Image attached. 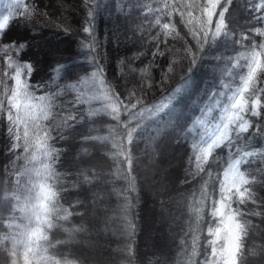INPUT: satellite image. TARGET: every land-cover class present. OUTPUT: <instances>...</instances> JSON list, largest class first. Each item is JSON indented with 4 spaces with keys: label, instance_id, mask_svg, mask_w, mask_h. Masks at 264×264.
Segmentation results:
<instances>
[{
    "label": "trees",
    "instance_id": "trees-1",
    "mask_svg": "<svg viewBox=\"0 0 264 264\" xmlns=\"http://www.w3.org/2000/svg\"><path fill=\"white\" fill-rule=\"evenodd\" d=\"M184 2L191 0H143L147 7L141 12L132 9L130 0H100V7L96 9V15L92 16L88 12L90 7H95V0H9L0 11L3 17L0 25L7 28L4 38L29 41V48L23 54L18 50L5 51L0 47V101L4 102L3 107H0V120L7 123L8 113L5 109L10 107L8 101L15 87L14 79H7L5 84V74L14 77L15 70L26 71L22 66L29 62L37 64L38 71L33 73L28 83L34 85L42 81L45 85L43 91L30 89V95L34 98L26 102L36 107L31 110L29 117L38 116L42 124L51 126L55 109L45 117L41 115L40 106L51 103L54 98L55 103L63 107H71L69 101L76 100L82 113H97L92 117L93 123H81L73 129L65 128L63 134L67 139L48 142L50 150L55 148L61 151L56 159H52L54 152L48 157L40 156L37 160H32L28 152L21 150L15 156H10L6 134L0 128V182L7 186L11 180L15 185V170L20 168L25 183L31 187L33 183L39 182L31 170L33 167L42 168V161L52 172L44 181L56 192L57 207L71 213L67 220L54 221L56 227L46 232L50 241V244H45L47 255L60 261V264L66 261L68 264H204V256L208 255L205 237L209 240L214 237L210 236L206 226L209 200L202 195L201 189L211 192L217 176L223 179V171L235 160L243 157V163L250 161L255 164L264 159V155H261L264 153V140L255 133L250 138L242 134L238 142L233 139L231 144L224 141L212 150L206 163L195 159L201 155V149L213 127L222 119V108L215 107L216 100L221 98L214 94H230L223 86H236L247 54L243 48L234 50L218 42L206 44L192 74L195 87L191 95L174 109L173 123L176 127L159 146L150 142V138L155 137L162 128L160 120L153 113V106L167 104L168 93L164 87H153L143 94L145 108L141 109L138 116L141 124L138 131H142V136L136 140L133 171L130 173L135 177L139 194L136 205L138 231L131 239L130 251L126 249L129 237L124 230L121 209L129 183L121 178L123 167L113 150V146L121 139L120 132L115 127L113 117L106 115L103 108L110 104L108 97L111 96L109 89L112 86L123 99L125 84L132 88L140 78L148 85L156 84L160 69L149 62L150 58L132 60L134 53L146 51L141 48L145 41L140 37H145V40L153 36L160 38L167 43V47L161 43V50L166 54L169 51L173 53L170 60L181 59V43L191 42L190 37L185 36L188 26L182 27L180 18L171 9L167 17L160 13L155 19L142 18L149 9H159L164 3ZM256 2L259 3V0ZM244 3L246 0H234L230 9V12L235 13L232 26L238 27L241 33V27L248 23L245 10L241 7ZM32 4L43 8L50 22V26H44V20L36 19L35 31L38 35L35 36L19 25L21 15L35 18L30 7ZM156 20L160 21L159 25ZM165 23L169 24V30L164 29ZM255 26L262 27L259 24ZM82 27L95 30L98 45L93 46L90 34L84 33ZM134 28L138 29L135 35L132 31ZM64 29H68L71 34L65 35ZM41 38H48L44 40L43 47H39ZM255 42H262V38L257 36ZM81 44L92 46L91 52L81 47ZM93 52L107 55V60L97 58V62L104 65L103 75H92L96 71L91 63ZM158 63L161 67L166 66L162 57ZM57 68L60 70L57 71ZM171 83L166 82V86H171ZM41 96L46 99L41 100ZM124 102L127 103L126 100ZM110 106L118 107L115 102H111ZM15 111L12 109L13 114ZM123 115L121 109V119ZM87 136L101 139L82 140V137ZM105 137L109 138L108 146H104ZM245 153L255 155L245 156ZM216 161L220 162V167L216 166ZM170 163L174 166H170ZM198 164L204 168V172H198ZM209 164L212 165L210 169ZM240 170L244 171L243 164ZM89 171L99 173V180L90 177L91 182L86 183L80 173L87 174ZM160 171L165 175L163 178L159 175ZM193 174L195 179L192 178ZM161 201L165 202L167 209L163 217L159 211ZM231 207L236 209L238 206L232 203ZM77 213L87 214L81 218ZM60 215L63 217L64 213ZM250 220L255 229L249 230L246 247L251 249L254 246L258 255L249 256L248 264H264V252H261V248H264V223H261L262 217ZM81 225L88 228L87 234L72 231ZM190 229L197 237L195 244ZM0 264H5L2 258Z\"/></svg>",
    "mask_w": 264,
    "mask_h": 264
},
{
    "label": "snow or ice",
    "instance_id": "snow-or-ice-1",
    "mask_svg": "<svg viewBox=\"0 0 264 264\" xmlns=\"http://www.w3.org/2000/svg\"><path fill=\"white\" fill-rule=\"evenodd\" d=\"M19 2V0H17ZM234 0H191L184 3H164L159 9H149L148 14L143 16V20H149V17L155 19L156 15L164 13L165 17L169 15V9L179 18L182 27L188 26L185 36L190 37V43L182 42L183 52L180 54L179 61H171L173 54L169 51L167 54L161 50V43L165 41L153 36L150 40L140 37L145 41L141 44L142 49L133 54L132 60H139L141 57L150 58V63L155 64L160 69V76L154 85H148L142 78L137 79L132 88L127 84L123 85L125 95L121 99L120 93L115 91L112 86L108 97L109 106H105L103 111L106 115L113 117L116 129L120 132L121 139L113 146L116 152V158L123 167L121 178L128 181L129 187L127 195L124 197V205L121 209L123 215V224L125 232L129 237L126 249L130 251L131 239L138 231V214L136 205L139 201V194L135 185V177L130 173L133 171L132 165L135 159L136 140L142 136L140 120L138 118L141 109L145 108L144 93L150 91L153 87H164L168 95L167 104L153 106V113L161 122V131L155 137L150 138V142H155L158 146L167 139L175 129L174 109L181 104L185 97L191 95L195 87L193 72L196 70L201 59V53L206 44L218 42L224 47H231L234 50L243 48L247 54L244 56V63L241 65L242 74L236 81V86L230 87L224 85L228 95L224 92L216 93L221 99L216 100L215 107L222 108L224 116L218 129H223L219 138L213 139L211 143L201 149V155H197V161L207 162L208 157L212 155V150L219 147L224 141L231 144L233 139L237 142L242 138V134L251 137L255 133L261 140H264V0H246L241 5L247 15L248 23L243 25V33L238 27L232 26V19L235 15L230 12ZM132 9L143 12L147 7L143 0H130ZM35 13V18L28 15L20 16V27L28 29L33 36L38 35L35 31L36 19L44 20V26H50L46 19L47 12L36 4L30 5ZM100 7V0H95V7H90L88 14L95 16L96 9ZM215 18V22H214ZM7 23V21H5ZM91 24V21H86ZM160 21L156 20L159 25ZM259 24L262 27H256ZM151 26V24H149ZM139 27V26H138ZM164 29L169 30V24H164ZM7 28L0 25V47L5 51L18 50L22 54L29 48V41L6 40L4 33ZM137 28L132 29L133 35ZM84 33H89V38L93 40V46L99 44L95 40V30L91 27H82ZM171 31L174 32V29ZM65 35H70L68 29H64ZM171 34V33H170ZM118 39V33L115 34ZM257 36L262 38V42L256 43ZM150 45V46H149ZM83 48H88L89 44H81ZM102 47V45H99ZM107 60V55L93 52L91 63L95 66L97 73L103 75V67L97 62V58ZM164 58L166 66L161 67L158 63L159 58ZM26 71L15 70L14 77H8L5 74L4 81L14 79L15 87L11 90V96L8 101L10 107L6 108L7 123L0 120V128L6 134L7 150L10 156H15L18 150L28 152L32 160L39 159L40 156L48 157L52 152L55 153L52 159H56L61 154L60 150L49 148V141L67 139L63 134L64 129H73L81 123H93L92 117L96 116L95 111L82 113L77 107L76 100L69 101L71 107H63L55 103V98L51 103L40 106L41 115L47 117V114L55 109L52 117L51 126H45L40 122L38 116L28 117V113L35 108V105L25 103L31 97L30 89L35 91L44 90L45 85L42 81L36 84H29L33 73L38 71V65L26 63L22 66ZM60 69L57 68V71ZM139 71V70H137ZM171 81V86H166V82ZM180 86L177 87L176 84ZM45 100L44 96L40 97ZM127 101L125 103L124 101ZM111 102H115L118 107H111ZM3 101H0V107H3ZM12 109H15L13 114ZM121 109L123 110V119H121ZM28 118H22L21 112ZM67 113V115H62ZM167 117V119H165ZM259 118V119H257ZM23 125L20 128V125ZM17 129H20L19 131ZM251 130V132L249 131ZM111 131V130H109ZM22 132V135H21ZM55 134V137H53ZM101 138L87 136L82 140L97 141ZM105 145L108 146V137L103 138ZM38 153V155H37ZM245 156H253L255 153H245ZM264 155V153H261ZM215 160L216 158L213 157ZM243 157L229 165L227 170L223 171V179L219 175L216 182L211 186V192H204L202 195L209 200L208 221L206 226L210 236L214 239L209 240L205 237L208 244L204 256V264H248L249 256L258 255L256 248L246 247L249 239V230L255 229L250 218L262 217L261 223H264V159L258 160L255 164L250 161L243 163ZM42 168L33 167L31 171L35 172L40 181H44L52 175L48 165ZM243 164L244 171L241 172L238 165ZM216 166L220 167V162L216 161ZM212 167L209 164V169ZM198 172H204V168L197 165ZM235 170V171H233ZM27 171V170H26ZM17 176L15 185L9 180L6 186L0 182V258L5 264H60V261L47 255L48 249L45 244H50L46 232L56 227L54 221L61 219L67 220L71 213L67 209L57 207L56 192L46 182H36L29 187L24 181V174L20 168H16ZM86 183H90V177L99 180V173L89 171L87 174L80 173ZM195 179V174H193ZM187 179V176H186ZM75 187V185H73ZM216 197L211 199V197ZM232 203L237 204V208L231 207ZM81 207H84L81 204ZM19 209V212H17ZM227 209V214L225 212ZM242 209H246L242 210ZM259 209V210H258ZM160 215L163 217L167 211L165 202H160ZM199 211V210H197ZM61 212L64 213L61 217ZM87 213H77L83 218ZM243 220V223H241ZM5 221L7 226L5 227ZM19 221V222H17ZM227 223V227L224 225ZM67 231V229H65ZM73 232L87 234L88 228L81 225L72 229ZM193 244L197 242V237L192 233ZM64 243V242H58ZM264 252V248H261ZM209 256L211 259H209ZM65 264H68L66 261Z\"/></svg>",
    "mask_w": 264,
    "mask_h": 264
},
{
    "label": "rangeland",
    "instance_id": "rangeland-1",
    "mask_svg": "<svg viewBox=\"0 0 264 264\" xmlns=\"http://www.w3.org/2000/svg\"><path fill=\"white\" fill-rule=\"evenodd\" d=\"M8 1L9 0H0V11H2V7H5L6 5H7V3H8ZM1 14V13H0ZM0 20H3V17H1L0 16ZM45 39H48V38H41V40L39 41V47H43V43H44V40ZM25 103H27L26 101H25ZM27 104H29V103H27ZM31 112V111H30ZM30 112L28 113V117H29V114H30ZM21 116H22V118H28V117H25L24 116V113H23V111L21 112ZM223 116H224V113L222 114V118H223ZM221 121H222V119H221ZM221 121L219 122V123H217L214 127H213V129H212V131H211V134H210V136H209V138L207 139V141H206V144H205V146H204V148L207 146V144L208 143H211V141L213 140V139H217V138H219V136H220V133L223 131V129H218V125H220L221 124ZM236 161V160H235ZM235 161H233L231 164H233ZM230 164V165H231ZM170 166H174L172 163H170ZM228 168H229V166H228ZM227 168V169H228ZM238 168H239V170H240V165H238ZM233 171H235V170H233ZM160 176H161V178H163L165 175H164V173L163 172H161L160 171V174H159ZM39 182H45V181H40L39 180ZM225 212H226V209H225ZM226 214H227V212H226ZM170 222V221H169ZM168 222V223H169ZM171 223V222H170ZM224 227H227V223L224 225ZM164 229H166V226L164 227Z\"/></svg>",
    "mask_w": 264,
    "mask_h": 264
},
{
    "label": "bare ground",
    "instance_id": "bare-ground-1",
    "mask_svg": "<svg viewBox=\"0 0 264 264\" xmlns=\"http://www.w3.org/2000/svg\"><path fill=\"white\" fill-rule=\"evenodd\" d=\"M241 171V170H240ZM242 172V171H241Z\"/></svg>",
    "mask_w": 264,
    "mask_h": 264
}]
</instances>
